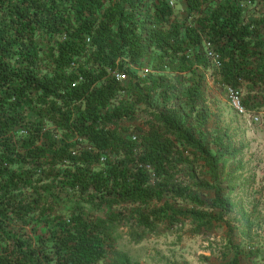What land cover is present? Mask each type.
<instances>
[{
  "label": "trees",
  "instance_id": "obj_1",
  "mask_svg": "<svg viewBox=\"0 0 264 264\" xmlns=\"http://www.w3.org/2000/svg\"><path fill=\"white\" fill-rule=\"evenodd\" d=\"M232 1L186 0L199 15L187 46L205 36L236 86L253 79L254 26ZM171 13L166 0H0V264H136L117 249L123 226L138 242L159 224H209L194 183L226 208L186 148L214 180L217 159L177 111L140 120L162 76L144 96L110 75L131 78L150 48L188 69Z\"/></svg>",
  "mask_w": 264,
  "mask_h": 264
},
{
  "label": "rangeland",
  "instance_id": "obj_2",
  "mask_svg": "<svg viewBox=\"0 0 264 264\" xmlns=\"http://www.w3.org/2000/svg\"><path fill=\"white\" fill-rule=\"evenodd\" d=\"M166 2L172 13L164 28H169L171 22L181 26L178 37L186 50L175 54L184 57L188 69H178V59L162 57L150 48L138 64H127L132 77H125L120 84L124 92L131 91L133 95L140 91L148 96L143 86L153 87L154 78L162 76L156 80V93L149 97L150 106L136 105L142 111L140 120L146 121L149 111H177L178 120L217 159L218 178L214 180L207 172L205 160L193 156L192 147L186 148L191 152L189 160L195 163L197 176L207 184H215L226 208L215 202L213 190L202 193L198 183H194L205 201L198 209L212 216L209 224L198 226L191 218L170 227L159 224L138 242L130 238L129 228L123 226L117 249L136 264H234V259L236 264H264V1H232L245 3L239 7L246 21L254 26V34L248 39L250 51L255 52L248 60L253 79L242 80L236 86L222 80L219 58L205 36L199 44L194 40L192 46H187L199 15L189 9L186 0ZM214 6L213 1L207 12ZM198 51L203 55L202 61L197 60ZM169 84L173 86L169 93H159ZM230 88L239 90L243 112L229 102ZM188 92L194 93L190 96ZM188 178L194 180L190 174Z\"/></svg>",
  "mask_w": 264,
  "mask_h": 264
},
{
  "label": "built area",
  "instance_id": "obj_3",
  "mask_svg": "<svg viewBox=\"0 0 264 264\" xmlns=\"http://www.w3.org/2000/svg\"><path fill=\"white\" fill-rule=\"evenodd\" d=\"M239 6L243 7L245 6V3L241 2ZM110 75L111 77H114L117 81H123L126 77L124 73L118 71H111ZM229 102L240 112H243V106L240 99V92L238 89L235 88L229 89Z\"/></svg>",
  "mask_w": 264,
  "mask_h": 264
}]
</instances>
